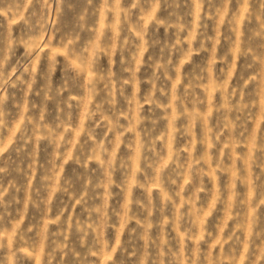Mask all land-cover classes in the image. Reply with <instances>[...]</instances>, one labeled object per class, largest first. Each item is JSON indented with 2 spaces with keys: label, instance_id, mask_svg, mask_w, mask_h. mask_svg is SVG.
Listing matches in <instances>:
<instances>
[{
  "label": "rangeland",
  "instance_id": "obj_1",
  "mask_svg": "<svg viewBox=\"0 0 264 264\" xmlns=\"http://www.w3.org/2000/svg\"><path fill=\"white\" fill-rule=\"evenodd\" d=\"M0 264H264V0H0Z\"/></svg>",
  "mask_w": 264,
  "mask_h": 264
}]
</instances>
